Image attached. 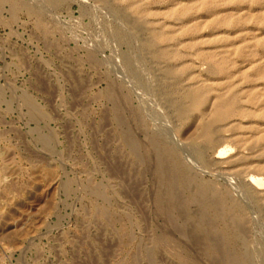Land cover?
<instances>
[{
    "label": "rangeland",
    "instance_id": "obj_1",
    "mask_svg": "<svg viewBox=\"0 0 264 264\" xmlns=\"http://www.w3.org/2000/svg\"><path fill=\"white\" fill-rule=\"evenodd\" d=\"M263 48L264 0H0V264H264Z\"/></svg>",
    "mask_w": 264,
    "mask_h": 264
},
{
    "label": "bare ground",
    "instance_id": "obj_2",
    "mask_svg": "<svg viewBox=\"0 0 264 264\" xmlns=\"http://www.w3.org/2000/svg\"><path fill=\"white\" fill-rule=\"evenodd\" d=\"M243 2V1H242ZM181 3V2H180ZM241 4V3H240ZM200 5V4H199ZM206 7V6H205ZM186 10V9H185ZM238 11V10H237ZM238 13V12H237ZM219 14V13H218ZM212 17V16H211ZM212 20H213V18H212ZM212 29V28H211ZM204 38V37H203ZM167 41V40H166ZM227 46V45H226ZM229 46V45H228ZM226 49V48H225ZM230 49V48H229ZM264 49V48H263ZM228 51V50H227ZM229 52V51H228ZM230 53H231V50H230ZM250 56V55H249ZM226 57V56H225ZM264 58V57H263ZM226 59V58H225ZM223 61V60H222ZM210 62H212L211 60H210ZM233 63V62H232ZM210 64V63H209ZM233 65V64H232ZM228 67V66H227ZM225 68V67H224ZM229 69V68H228ZM226 72V71H225ZM230 75V74H229ZM227 76V75H226ZM228 78V77H227ZM230 78H231V76H230ZM257 78V77H256ZM249 79V78H248ZM263 80V79H262ZM224 87V86H223ZM226 87V86H225ZM228 88V87H227ZM225 91V90H224ZM233 92V91H232ZM225 94V93H224ZM227 94H228V92H227ZM263 94V93H262ZM226 95V94H225ZM264 96V95H263ZM249 99V98H248ZM211 100V99H210ZM251 100V99H250ZM188 101H190L189 99H188ZM236 101V100H235ZM221 102V101H220ZM198 104V103H197ZM234 101L232 100V99H230V100H226V101H223V102H221V103H218V104H216V106L214 107L215 108V111H214V116H213V121H222V120H225V119H227L229 116H230V114H233V108H234ZM250 105V104H249ZM264 105V104H263ZM263 107V106H262ZM239 108V107H238ZM261 109V108H260ZM182 115H183V113L182 112H180ZM238 114V113H237ZM255 115V114H254ZM236 116V115H235ZM238 117H240V116H238ZM253 117V116H252ZM205 118V117H204ZM238 119V118H237ZM212 121V122H213ZM237 122V121H236ZM203 124V123H202ZM241 124V123H240ZM205 125V124H204ZM210 126V125H209ZM205 128H206V126H205ZM204 128V129H205ZM236 130H237V128H236ZM203 132H204V130H203ZM255 133V132H254ZM202 134V133H201ZM212 138V137H211ZM207 142V141H206ZM210 143V142H209ZM224 152L222 151V152H220L219 153V155H222ZM182 174V173H181ZM175 177V176H174ZM173 179V178H172ZM177 179H178V177H177ZM174 181H175V179H174ZM174 184V183H173ZM249 184L252 186V187H254V188H256V189H258V190H264V182L261 180V178L260 179H258V178H252L251 177V179L249 180ZM176 186V185H175ZM174 187V186H173ZM175 193V192H174ZM176 196V195H175ZM221 197V196H220ZM214 198H215V196H214ZM222 198V197H221ZM220 198V199H221ZM217 199V198H216ZM216 199H215V201L214 202H216ZM222 200V199H221ZM223 200H224V198H223ZM211 202H213V200L211 201ZM224 204V203H223ZM223 204H221V206L223 205ZM217 205V204H216ZM215 205V206H216ZM218 207V206H217ZM220 209H221V207H220ZM219 208H218V210H220ZM221 211V210H220ZM222 212V211H221ZM228 213V212H227ZM222 214V213H221ZM225 215H227V214H225ZM230 217V216H229ZM236 217V216H235ZM235 217H233V218H235ZM227 218H228V216H227ZM232 218V217H231ZM230 218V219H231ZM232 218V219H233ZM225 220H227V219H225ZM234 221H236V220H234ZM233 221V222H234ZM231 223V222H230ZM238 223V222H237ZM233 224V223H232ZM234 225V224H233ZM235 225H236V223H235ZM239 228V227H238ZM239 231L241 232L240 234H242V231H243V229H242V231L239 229ZM244 233V232H243ZM244 235V234H243ZM216 237V236H215ZM218 238V237H217ZM221 238V237H220ZM214 238H212L211 240H213ZM215 240V239H214ZM218 240H220L219 238H218ZM215 242V241H214ZM217 242H215V244H216ZM218 247V245L216 246L215 245V248H217ZM222 248V247H221ZM226 248V247H225ZM227 249V248H226ZM217 250H218V248H217ZM216 250V251H217ZM219 251H221V250H219ZM227 252V251H226ZM222 253V252H221ZM219 255H220V253H219ZM230 255V254H229ZM223 256V255H222ZM230 257V256H229ZM234 257V256H233ZM232 257V258H233ZM223 259V257L221 258V260ZM231 260V259H230ZM234 260V259H233ZM216 261V260H215ZM219 261V260H218ZM218 261H217V263H218ZM223 261V260H222ZM221 261V262H222ZM236 261V260H235ZM234 261V262H235ZM228 262H230V261H228ZM224 263V262H223ZM219 264V263H218Z\"/></svg>",
    "mask_w": 264,
    "mask_h": 264
}]
</instances>
